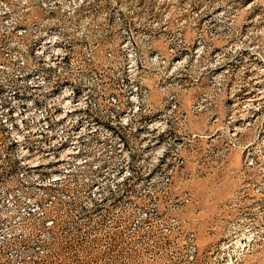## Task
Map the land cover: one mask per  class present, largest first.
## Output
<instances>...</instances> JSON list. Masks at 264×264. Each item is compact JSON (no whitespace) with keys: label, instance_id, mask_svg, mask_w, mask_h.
Returning a JSON list of instances; mask_svg holds the SVG:
<instances>
[{"label":"rangeland","instance_id":"rangeland-1","mask_svg":"<svg viewBox=\"0 0 264 264\" xmlns=\"http://www.w3.org/2000/svg\"><path fill=\"white\" fill-rule=\"evenodd\" d=\"M108 4L73 17L106 23L145 65L151 51L170 66L186 57L193 88L162 152L135 149L124 178L111 168L112 183L96 191L102 202L88 174L52 190L21 178L0 125V264H264V0ZM15 18V1L0 0V61L9 66L5 23ZM2 79L6 104L12 72Z\"/></svg>","mask_w":264,"mask_h":264},{"label":"built area","instance_id":"built-area-1","mask_svg":"<svg viewBox=\"0 0 264 264\" xmlns=\"http://www.w3.org/2000/svg\"><path fill=\"white\" fill-rule=\"evenodd\" d=\"M14 1L16 18L5 23L11 65L0 61V87L10 71L13 92L6 104L0 94V125L19 175L52 190L88 174L93 198L102 202L96 191L110 183L111 168H123L124 178L135 149L162 152L168 121L193 88L186 57L170 66L151 51L145 65L126 39L111 37L106 23L73 17L111 9L108 0Z\"/></svg>","mask_w":264,"mask_h":264}]
</instances>
